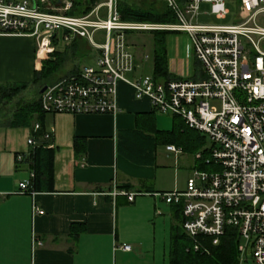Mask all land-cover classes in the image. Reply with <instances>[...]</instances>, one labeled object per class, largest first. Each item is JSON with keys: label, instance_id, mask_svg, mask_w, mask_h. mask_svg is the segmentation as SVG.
<instances>
[{"label": "built area", "instance_id": "obj_1", "mask_svg": "<svg viewBox=\"0 0 264 264\" xmlns=\"http://www.w3.org/2000/svg\"><path fill=\"white\" fill-rule=\"evenodd\" d=\"M155 1L170 10L171 22L124 21L117 0H102L82 14L73 13L72 0H0V36L34 37L37 55L53 52L59 38L67 44L84 40L96 52L91 65L45 84L38 97L44 114H114L115 86L122 81L135 99L148 98L154 111L179 118L206 138L209 144L193 158L210 169L193 168L182 190L150 194L180 206L181 228L189 240L205 236L214 245L230 227L238 237V258L246 262L250 253L253 264H264V0H237L225 24L197 20L200 14L227 18L224 0ZM202 4L207 11L200 12ZM154 31L185 34L198 64L196 77L128 76L138 66L128 35ZM32 128L38 129V123ZM26 143L33 146L34 138ZM165 150L180 152L173 145ZM21 157L16 154L15 161ZM27 185V180L18 182L17 192L29 193ZM108 194L131 202L141 192L113 188ZM31 211L42 213L36 206ZM31 243L40 244L34 238ZM118 247L129 249L127 244Z\"/></svg>", "mask_w": 264, "mask_h": 264}, {"label": "crops", "instance_id": "obj_2", "mask_svg": "<svg viewBox=\"0 0 264 264\" xmlns=\"http://www.w3.org/2000/svg\"><path fill=\"white\" fill-rule=\"evenodd\" d=\"M165 56L173 77L197 76L198 64L185 34H167ZM49 57L50 53L37 55L32 36H0V88L26 83L14 100L38 101L40 88L31 80ZM114 102V114L42 115L43 131L49 137L34 141L53 148V190L47 192H17V183L28 181L30 170L25 164H17L15 155L31 149L26 139L32 136L35 121L29 126L0 124V264L166 261L172 209L150 192L184 188L178 183L175 168L183 150L172 153L165 150L171 143L153 145L149 137L182 121L172 117L170 123L157 124L148 98L135 99L131 86L122 81L116 83ZM138 129L149 137L138 134ZM160 145L164 146V159L173 166L157 163L156 148ZM126 146L130 150L126 151ZM124 186L141 194L131 202L122 195L108 194ZM31 206L42 213H33ZM32 238L40 244L32 245ZM120 244H127L129 249L121 250Z\"/></svg>", "mask_w": 264, "mask_h": 264}, {"label": "trees", "instance_id": "obj_3", "mask_svg": "<svg viewBox=\"0 0 264 264\" xmlns=\"http://www.w3.org/2000/svg\"><path fill=\"white\" fill-rule=\"evenodd\" d=\"M76 9L75 14L87 12L97 0H72ZM181 1V0H177ZM116 10L120 19L133 22H171L173 20L171 12L164 4L155 0H117ZM168 32L154 31L152 36V67L151 74L155 78H174L167 70L165 56V39ZM82 40H73L68 45L71 46V53L80 47ZM65 52H51V56L41 62L38 70L34 71L31 82L42 85L50 84V80L56 69L61 68L66 63ZM77 67L73 66L68 72H74ZM66 72V73H68ZM26 86V83H16L0 88V107H10L5 123L9 126H29L34 120L38 123V129L33 130L31 135L34 139L41 137L43 131L42 115L37 99L31 102H23L14 97ZM10 105V106H9ZM176 118V117H175ZM192 131V130H191ZM182 122L174 123L170 130H156L154 137H149L138 129L137 133L143 137H149L151 144L171 143L183 151L193 152L202 137L193 133ZM201 137V138H200ZM155 138V139H154ZM158 138V140H156ZM131 145V144H130ZM130 150L126 146V151ZM18 163L25 164L32 176L28 180V192H47L53 190V148L42 143H35L31 149L22 154ZM207 166L198 163L196 169L206 170ZM125 188L126 187H121ZM172 209L173 223L170 225L169 244L166 261L163 264H237L238 237L233 228H226L224 233L218 237L216 244H211L210 238L197 236L195 242L187 238L181 228L182 216L179 205L169 204ZM196 243L197 248L193 245Z\"/></svg>", "mask_w": 264, "mask_h": 264}, {"label": "rangeland", "instance_id": "obj_4", "mask_svg": "<svg viewBox=\"0 0 264 264\" xmlns=\"http://www.w3.org/2000/svg\"><path fill=\"white\" fill-rule=\"evenodd\" d=\"M225 6L229 12V16L225 18L224 20H218L215 19L213 16L210 15H203L200 14L198 16L199 22H208L213 24H225L228 23L231 19V14L234 13V7L236 6L237 0H224ZM73 2V1H72ZM98 3H101L102 0H97ZM96 2V3H97ZM76 9V7H75ZM208 10L207 4L200 5V12H204ZM102 13H104V8L101 10ZM152 33V32H151ZM149 32H131L128 37V43L133 47L132 51L137 55L139 58L137 62V69L133 73H128V76H132L133 74H139V73H145L150 74L151 73V61H152V36ZM170 34V33H168ZM94 39L98 42L102 41V38L98 35V33L94 34ZM56 52H65L64 55L66 57V63L61 68H58L53 73V76H57L59 74H65L71 67L70 65H73L75 67H82L84 65H91L93 63V58L95 56V51L92 47H90L85 41L84 43L80 42V47L76 49L73 53H71L70 49L71 46L67 43L63 42L60 38L58 39V42L54 46ZM142 56H146L147 59H142ZM50 57L51 54H50ZM142 59V60H141ZM69 68V69H68ZM10 106V105H9ZM11 110L10 107H8V104L4 107H0V124L5 123L8 115V111ZM171 116L160 114L157 111L155 112V119L157 124H162V122H168L170 123ZM191 131V129H190ZM193 133V137L196 135H199L195 131H191ZM200 136V135H199ZM201 138V137H200ZM209 144V141L206 138H202L201 143H199L198 147L193 150V152H187L183 151L182 156L179 158V160L176 161L175 168L179 171L177 173V180L179 185L184 187L185 178L187 176H190L191 170L193 167V156L195 153L200 152L204 147H206ZM164 146L160 145L156 148L157 152V163L162 165H168L173 166V164L168 163L167 159H164L163 153H164ZM194 163H197V161H194ZM196 165V164H195ZM193 167V168H192ZM210 168L207 167L206 170H209ZM237 264H253L252 258L250 256V253L246 255V262L244 261V257L241 256V258H238Z\"/></svg>", "mask_w": 264, "mask_h": 264}, {"label": "water", "instance_id": "obj_5", "mask_svg": "<svg viewBox=\"0 0 264 264\" xmlns=\"http://www.w3.org/2000/svg\"><path fill=\"white\" fill-rule=\"evenodd\" d=\"M44 88H45V85H43V86L39 89V93L42 92Z\"/></svg>", "mask_w": 264, "mask_h": 264}, {"label": "bare ground", "instance_id": "obj_6", "mask_svg": "<svg viewBox=\"0 0 264 264\" xmlns=\"http://www.w3.org/2000/svg\"><path fill=\"white\" fill-rule=\"evenodd\" d=\"M40 56H43L42 52H40Z\"/></svg>", "mask_w": 264, "mask_h": 264}]
</instances>
